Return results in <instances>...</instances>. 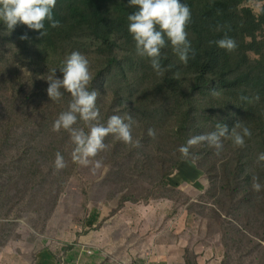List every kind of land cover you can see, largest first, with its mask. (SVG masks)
Instances as JSON below:
<instances>
[{"label":"rangeland","instance_id":"obj_1","mask_svg":"<svg viewBox=\"0 0 264 264\" xmlns=\"http://www.w3.org/2000/svg\"><path fill=\"white\" fill-rule=\"evenodd\" d=\"M244 5L258 14L264 0ZM6 56H0V75ZM28 70V65L23 72L15 69L9 85L0 76V256L9 249V264H21L18 256L36 264L41 248L54 251L58 264H264V196L251 193L243 181L228 185L223 152L216 155L200 144L185 161L180 144L166 136V125L143 124L123 110L109 117L120 115L127 122L131 116L140 146L106 137L108 148L97 157L104 166L93 174L72 161L69 136L39 131L40 119L52 116L53 108L50 97H26ZM95 91L101 115L113 111V89L97 83ZM57 152L67 163L61 171L54 169ZM189 161L202 173L195 183L177 180ZM73 221H102L96 230L108 232L100 242L107 246L92 243L68 259L55 237Z\"/></svg>","mask_w":264,"mask_h":264},{"label":"trees","instance_id":"obj_2","mask_svg":"<svg viewBox=\"0 0 264 264\" xmlns=\"http://www.w3.org/2000/svg\"><path fill=\"white\" fill-rule=\"evenodd\" d=\"M246 1L181 0L191 9L187 32L195 56L185 64L169 43L162 49L163 72L157 74L150 60L137 54L127 19L136 9L129 7V0H57L53 15L61 26L54 29L45 22V37L22 23L9 32L0 21V56L7 54L0 76L5 85L12 84L14 70L23 72L22 67L28 65L24 73L31 89L26 97L32 93L48 98L46 79L53 73L62 79L59 69L72 52L79 51L90 62L93 81L89 91H95L97 83L113 89L114 110L104 112L101 123L105 124L111 113L127 110L143 124L162 122L166 136L182 146L193 136L214 131L218 122L228 127L229 134L242 122L252 136L245 138L242 148L223 139L222 168L228 185L243 181L246 189L253 191L252 177L264 185V162L257 159L264 152V6L257 14L244 5ZM24 35L27 40L20 39ZM225 35L236 41L237 48L231 53L210 43ZM70 101L68 92L60 103L50 99L53 114L40 119L39 131L56 133L52 125L68 110ZM100 102L97 97L101 113ZM3 115L7 118L8 112ZM77 126L85 125L80 121ZM59 134L69 136L63 130ZM258 194L264 196V189Z\"/></svg>","mask_w":264,"mask_h":264},{"label":"clouds","instance_id":"obj_3","mask_svg":"<svg viewBox=\"0 0 264 264\" xmlns=\"http://www.w3.org/2000/svg\"><path fill=\"white\" fill-rule=\"evenodd\" d=\"M57 0H0V21L3 22L9 32L19 23L27 25L29 29L40 32L45 37L47 31L45 22L51 28H59L60 21L54 19L53 10ZM129 7L135 8L133 14L128 15V30L132 35L137 54L150 60L151 67L162 74V49L170 43L179 60L188 63L190 56H195V50L188 39L187 27L192 22L190 7L181 0H129ZM21 40H27V35L21 36ZM220 49L229 53L237 48L236 41L225 35L224 38L212 41ZM63 78H57L56 73L46 79L49 87L47 94L53 102L60 103L64 92L71 95V101L67 111L59 114L52 125V131L60 133L61 130L69 134L71 143L74 145L71 158L74 163L83 167H89L93 174L104 165L102 159H97L99 154L106 151L108 145L105 138L113 136L125 145L133 148L140 146L139 140L132 136L131 116L125 118L120 115H112L106 124L101 123V113L97 106L98 92L89 91L93 81L88 58L79 51L72 52L59 69ZM177 76L179 73L176 74ZM64 90V92L61 91ZM216 95V93H213ZM259 99V97H256ZM241 100L248 101V97L241 96ZM250 102V101H249ZM82 121L85 127H79ZM240 129V131H237ZM150 137H155L153 129L148 130ZM251 130L242 122H237L229 134L228 127L223 123H216L215 130L209 133L193 136L178 151L183 158L192 156L191 149L200 144H206L219 155L223 150V139L228 138L234 147L242 148L246 144L245 138H251ZM258 162H264V152L258 156ZM67 167L64 156L57 152L55 155L54 169L61 171ZM252 189L260 192L264 189L257 177H252Z\"/></svg>","mask_w":264,"mask_h":264},{"label":"crops","instance_id":"obj_4","mask_svg":"<svg viewBox=\"0 0 264 264\" xmlns=\"http://www.w3.org/2000/svg\"><path fill=\"white\" fill-rule=\"evenodd\" d=\"M179 171V175L177 180L182 181L183 183H195L199 181L202 173L201 170L196 167L193 162H185ZM175 181L174 183L179 185L181 182ZM102 221H73V223L69 224L67 228H58L60 231L57 233V238L64 247L67 249L65 255L68 259L74 258V253L86 252L87 249H90L92 243H100L102 239V235H108V232L105 230H101V233L97 232V227L100 225ZM86 226L92 227V232H88L85 230ZM93 229L95 231H93ZM101 246L105 247L107 244ZM37 253L36 264H58L56 261L54 251L49 248H41ZM0 256V264H9L10 258L8 259L7 255L9 249L4 250ZM47 257H51L52 259H48ZM18 258L17 261L21 264H26L24 258H20V256L15 257ZM7 260V262H5Z\"/></svg>","mask_w":264,"mask_h":264},{"label":"built area","instance_id":"obj_5","mask_svg":"<svg viewBox=\"0 0 264 264\" xmlns=\"http://www.w3.org/2000/svg\"><path fill=\"white\" fill-rule=\"evenodd\" d=\"M88 229H90V228H88ZM87 230V229H86Z\"/></svg>","mask_w":264,"mask_h":264}]
</instances>
